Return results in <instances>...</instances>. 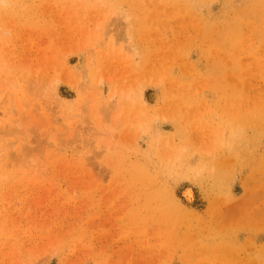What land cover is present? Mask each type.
<instances>
[{"label": "rangeland", "instance_id": "374dc122", "mask_svg": "<svg viewBox=\"0 0 264 264\" xmlns=\"http://www.w3.org/2000/svg\"><path fill=\"white\" fill-rule=\"evenodd\" d=\"M0 151V264H264V0H0Z\"/></svg>", "mask_w": 264, "mask_h": 264}, {"label": "bare ground", "instance_id": "6f19581e", "mask_svg": "<svg viewBox=\"0 0 264 264\" xmlns=\"http://www.w3.org/2000/svg\"><path fill=\"white\" fill-rule=\"evenodd\" d=\"M3 151H0V157L2 155ZM186 196L190 199L192 197L191 193L190 192H186ZM192 199V198H191Z\"/></svg>", "mask_w": 264, "mask_h": 264}]
</instances>
